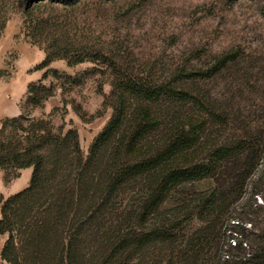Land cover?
<instances>
[{
    "label": "trees",
    "instance_id": "1",
    "mask_svg": "<svg viewBox=\"0 0 264 264\" xmlns=\"http://www.w3.org/2000/svg\"><path fill=\"white\" fill-rule=\"evenodd\" d=\"M79 1L0 0V36L9 13H20L23 37L45 52L37 68L93 63L109 80L101 105L111 110L86 152L74 127L29 109L2 119L5 180L32 169L24 188L0 199L4 264H264V246L248 256L242 246L246 238L264 244V230L241 226L249 211L234 205L256 166L253 148L244 137H213L212 125L224 121L196 95L201 72L180 66L158 76L135 64L80 21L71 10ZM234 61L233 52L217 56L213 74ZM46 74L27 85L30 109L54 92Z\"/></svg>",
    "mask_w": 264,
    "mask_h": 264
},
{
    "label": "rangeland",
    "instance_id": "2",
    "mask_svg": "<svg viewBox=\"0 0 264 264\" xmlns=\"http://www.w3.org/2000/svg\"><path fill=\"white\" fill-rule=\"evenodd\" d=\"M71 10L80 21L89 19L97 36L112 40L125 50L124 55L129 54L132 62L154 69L158 76H166L180 66L201 72L202 78L195 84L196 95L208 100L207 106L217 114V120L224 121L212 125L213 137L219 134L217 142L228 143L244 137L253 148L256 166L244 196L234 205L238 210L245 204L249 211L239 224L248 231L261 233L264 0H80ZM9 16L0 36V126L4 117L29 109L35 116L48 117L54 127H74L86 152L111 113L110 108L103 109L101 105L110 91L108 78L89 61L69 65L64 59H54L37 68L45 56L44 50L23 37L20 13L11 11ZM225 52H233L235 61L213 74L215 59ZM45 70L42 83L52 84L54 92L42 106L30 109L25 105L27 85L39 80ZM185 84L189 87L188 82ZM244 157L231 160L227 177L233 176ZM31 170L23 168L18 177L5 180L0 169V199L24 188ZM207 184L208 181L187 184L186 188L194 191ZM5 238L6 235H0V249ZM250 239H245L246 245L242 242L246 256L255 252L258 245L264 246L262 241ZM0 264H4L1 258Z\"/></svg>",
    "mask_w": 264,
    "mask_h": 264
}]
</instances>
